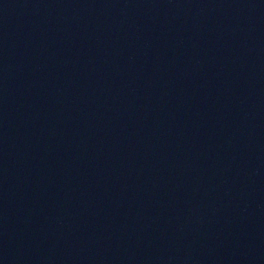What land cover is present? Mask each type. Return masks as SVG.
<instances>
[{"label":"water","instance_id":"water-1","mask_svg":"<svg viewBox=\"0 0 264 264\" xmlns=\"http://www.w3.org/2000/svg\"><path fill=\"white\" fill-rule=\"evenodd\" d=\"M0 264H264V73L135 75L0 32Z\"/></svg>","mask_w":264,"mask_h":264}]
</instances>
